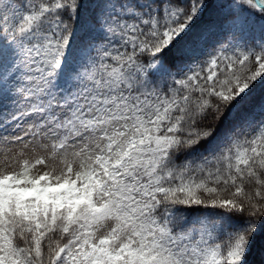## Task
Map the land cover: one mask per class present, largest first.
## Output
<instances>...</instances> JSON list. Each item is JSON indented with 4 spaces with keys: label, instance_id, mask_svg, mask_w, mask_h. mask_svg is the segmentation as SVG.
<instances>
[{
    "label": "snow or ice",
    "instance_id": "1",
    "mask_svg": "<svg viewBox=\"0 0 264 264\" xmlns=\"http://www.w3.org/2000/svg\"><path fill=\"white\" fill-rule=\"evenodd\" d=\"M0 146V264H264V0H0Z\"/></svg>",
    "mask_w": 264,
    "mask_h": 264
},
{
    "label": "rangeland",
    "instance_id": "2",
    "mask_svg": "<svg viewBox=\"0 0 264 264\" xmlns=\"http://www.w3.org/2000/svg\"><path fill=\"white\" fill-rule=\"evenodd\" d=\"M11 151L7 153V158L9 161H11V166L6 169L7 172H12L18 169L19 164L18 161L24 158L28 159H34V154L32 153L31 147L24 148L23 145L20 144H13L10 146ZM23 150L24 156L21 157L18 155V153ZM0 152H3V146H0ZM4 159L3 156H0V160ZM2 167V165H0ZM47 169L44 168V166H37L36 169H34V174L41 173Z\"/></svg>",
    "mask_w": 264,
    "mask_h": 264
},
{
    "label": "trees",
    "instance_id": "3",
    "mask_svg": "<svg viewBox=\"0 0 264 264\" xmlns=\"http://www.w3.org/2000/svg\"><path fill=\"white\" fill-rule=\"evenodd\" d=\"M191 211L195 213L197 211H203V209L193 208ZM259 260H260V256L254 253L252 256L249 257V264H258Z\"/></svg>",
    "mask_w": 264,
    "mask_h": 264
}]
</instances>
